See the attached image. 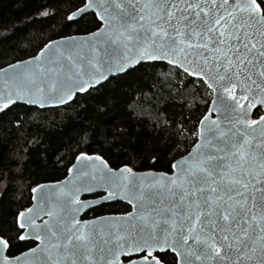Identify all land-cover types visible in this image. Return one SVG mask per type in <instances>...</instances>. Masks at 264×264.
Returning <instances> with one entry per match:
<instances>
[{
	"label": "snow or ice",
	"instance_id": "snow-or-ice-1",
	"mask_svg": "<svg viewBox=\"0 0 264 264\" xmlns=\"http://www.w3.org/2000/svg\"><path fill=\"white\" fill-rule=\"evenodd\" d=\"M16 8L0 264H264V0ZM41 156L62 179L26 176Z\"/></svg>",
	"mask_w": 264,
	"mask_h": 264
},
{
	"label": "trees",
	"instance_id": "trees-1",
	"mask_svg": "<svg viewBox=\"0 0 264 264\" xmlns=\"http://www.w3.org/2000/svg\"><path fill=\"white\" fill-rule=\"evenodd\" d=\"M20 0H0V17H10L14 12L18 11V9L16 8V4L19 3ZM26 58V57H25ZM12 61V53L9 52L7 53V55H2L0 56V67H4L6 66V64L8 62ZM189 87L191 88L192 85H189ZM205 99H207L208 101H210L211 97L210 96H206ZM201 110H203V107H201ZM57 124H61L63 123V121L57 119ZM35 132V129H32V132H28V131H22V132H18L16 133V139H13L10 141L9 144V148H14V147H20L23 148L24 145L22 143V139L23 137L27 136V137H31L32 133ZM3 151H8V149H3ZM61 154H63L61 152ZM34 158H36L35 153H34ZM171 157H167L166 159H170ZM40 164L39 165H33L30 164L28 166V172L26 173L27 175H31L33 178H36L39 180V182L41 183H45L48 182L50 180H54L55 178H63V176L61 175V172L58 170H53L51 167V163L52 161L49 160L47 163H44L42 156L40 157ZM57 168H59V166H57ZM50 173L49 175H44L45 172ZM0 187H2V185H0ZM15 192V187L9 189V195H13V193ZM16 195L18 196L19 193H16ZM22 203L27 204V201H22ZM91 215V213L89 214Z\"/></svg>",
	"mask_w": 264,
	"mask_h": 264
},
{
	"label": "water",
	"instance_id": "water-1",
	"mask_svg": "<svg viewBox=\"0 0 264 264\" xmlns=\"http://www.w3.org/2000/svg\"><path fill=\"white\" fill-rule=\"evenodd\" d=\"M4 67H6V66H4Z\"/></svg>",
	"mask_w": 264,
	"mask_h": 264
}]
</instances>
